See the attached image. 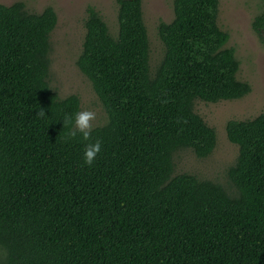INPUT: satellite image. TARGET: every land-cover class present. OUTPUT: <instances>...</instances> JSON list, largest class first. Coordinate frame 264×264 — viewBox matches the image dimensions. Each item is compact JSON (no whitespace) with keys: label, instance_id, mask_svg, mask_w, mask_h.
I'll use <instances>...</instances> for the list:
<instances>
[{"label":"trees","instance_id":"16d2710c","mask_svg":"<svg viewBox=\"0 0 264 264\" xmlns=\"http://www.w3.org/2000/svg\"><path fill=\"white\" fill-rule=\"evenodd\" d=\"M115 1V34L86 7L76 64L106 113L88 141L65 139L80 99L48 82L55 10L0 3V264H264V111L225 123L238 149L233 191L174 173L175 151L205 158L216 145L195 100L251 90L225 46L219 0H173L153 70L143 0ZM252 27L264 29V9ZM97 139L88 166L83 150Z\"/></svg>","mask_w":264,"mask_h":264},{"label":"rangeland","instance_id":"374dc122","mask_svg":"<svg viewBox=\"0 0 264 264\" xmlns=\"http://www.w3.org/2000/svg\"><path fill=\"white\" fill-rule=\"evenodd\" d=\"M22 1L31 12H40L52 6L57 22L50 33L49 85L59 97L77 94L80 111H95L97 119L93 127L106 121L104 108L95 94L91 82L76 64L85 33L86 7L94 6L107 23L110 32L116 33L117 5L115 0H0L11 4ZM264 9V0H219L218 24L228 32L227 47H233L239 61L237 78L249 82L250 92L239 99L221 100L216 103L196 99L194 110L216 131V145L205 158H198L189 148L173 153L174 173L188 172L203 179L220 183L229 191L226 174L228 166L235 162L238 149L226 136L228 119H246L264 111V29L257 33L252 27L254 16ZM143 18L147 28L153 70L163 55L164 47L157 35L160 20L173 17V0H143Z\"/></svg>","mask_w":264,"mask_h":264},{"label":"clouds","instance_id":"9594fccd","mask_svg":"<svg viewBox=\"0 0 264 264\" xmlns=\"http://www.w3.org/2000/svg\"><path fill=\"white\" fill-rule=\"evenodd\" d=\"M41 115H44V111L41 110ZM97 119L95 111L84 109L73 114H65L63 118V126L68 127L65 139L75 138L79 133L83 140H91V132L93 129V121ZM102 143L99 139L94 142L87 143L83 150V160L88 166H91L97 155L100 153Z\"/></svg>","mask_w":264,"mask_h":264}]
</instances>
